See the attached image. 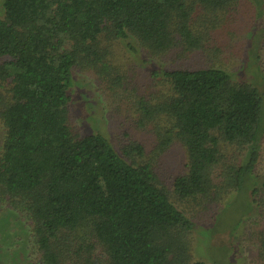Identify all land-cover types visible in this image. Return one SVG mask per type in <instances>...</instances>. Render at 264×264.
<instances>
[{
	"label": "trees",
	"instance_id": "obj_1",
	"mask_svg": "<svg viewBox=\"0 0 264 264\" xmlns=\"http://www.w3.org/2000/svg\"><path fill=\"white\" fill-rule=\"evenodd\" d=\"M236 1L2 0L0 197L31 222L44 264H61L64 248L90 253L86 242L70 239L83 225L91 226L90 236L103 249L101 264H177L187 257L185 234L193 221L173 202L152 164L129 161L102 133H73L68 90L74 67H106L103 34L115 41L135 39L153 53L196 51L204 43L206 13L217 19ZM163 73L168 92L158 109L168 125L156 146L162 152L180 142L188 158L187 172L173 182L175 192L207 197L214 188L221 194L257 181L264 87L236 80L219 66ZM143 109L146 119L160 114ZM224 145L245 155L229 166L221 186L213 171ZM143 149L137 143L131 150ZM252 195L260 197L263 211L264 181L252 185ZM261 253L264 257V235Z\"/></svg>",
	"mask_w": 264,
	"mask_h": 264
},
{
	"label": "rangeland",
	"instance_id": "obj_2",
	"mask_svg": "<svg viewBox=\"0 0 264 264\" xmlns=\"http://www.w3.org/2000/svg\"><path fill=\"white\" fill-rule=\"evenodd\" d=\"M236 2L228 11L219 12V23H216L219 17L206 13L209 15L204 23L207 27L204 43L196 51L173 48L153 53L135 39L115 41L103 34L100 42L107 54L106 67L76 66L72 72L67 109L73 133L78 137L102 133L129 161L152 164L173 202L193 221V228L185 234L187 257L177 264H193L198 260L207 264H264L261 253L264 210L260 212L258 207L260 197L252 195V185L264 181V140L255 170L260 175L257 181L236 190L223 189L221 194L214 188L210 196L197 198H182L173 185L175 178L188 170L185 147L176 141L159 152L156 146L158 133L166 131L168 125L164 112L158 109L168 92L164 70L219 66L234 79L253 82L263 89L260 71L264 74V0ZM0 15H3L2 0ZM148 107L152 114H160L146 119L143 108ZM4 138L5 127L0 123V154ZM137 143L144 146L142 154L131 150ZM124 150L130 154H124ZM244 155L235 146L224 145L213 171L214 182L223 186L229 166L241 163ZM90 230L89 225L80 226L70 239L78 244L86 242L85 246H91V254L86 249L78 254L77 246L70 252L64 248L61 264H87L85 257L96 264L103 262V249L90 236ZM170 260L176 261L173 255ZM0 264H44L31 222L3 197H0Z\"/></svg>",
	"mask_w": 264,
	"mask_h": 264
}]
</instances>
